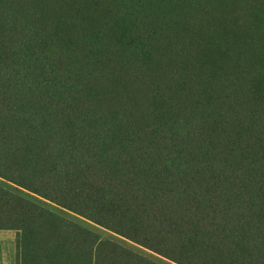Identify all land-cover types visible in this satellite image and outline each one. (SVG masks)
Masks as SVG:
<instances>
[{
	"label": "trees",
	"instance_id": "trees-1",
	"mask_svg": "<svg viewBox=\"0 0 264 264\" xmlns=\"http://www.w3.org/2000/svg\"><path fill=\"white\" fill-rule=\"evenodd\" d=\"M0 177L178 264H264V0H0ZM17 264H162L0 185Z\"/></svg>",
	"mask_w": 264,
	"mask_h": 264
},
{
	"label": "rangeland",
	"instance_id": "rangeland-1",
	"mask_svg": "<svg viewBox=\"0 0 264 264\" xmlns=\"http://www.w3.org/2000/svg\"><path fill=\"white\" fill-rule=\"evenodd\" d=\"M0 185L6 187L7 189L9 190H12L14 192H17L35 202H38L40 203L41 205L55 211V212H58L59 214H62L63 216L67 217V218H70L84 226H86L87 228H90L92 230H94L95 232L99 233L101 235L102 238H105V239H112L116 242H119L125 246H128L130 247L131 249L135 250V251H138L162 264H178L166 257H163L151 250H149L148 248H145L139 244H137L136 242L134 241H131L83 216H80L68 209H65L57 204H55L54 202L50 201L49 199H46L36 193H33L27 189H24L12 182H9L3 178L0 177Z\"/></svg>",
	"mask_w": 264,
	"mask_h": 264
},
{
	"label": "crops",
	"instance_id": "crops-1",
	"mask_svg": "<svg viewBox=\"0 0 264 264\" xmlns=\"http://www.w3.org/2000/svg\"><path fill=\"white\" fill-rule=\"evenodd\" d=\"M0 264H17V231L0 229Z\"/></svg>",
	"mask_w": 264,
	"mask_h": 264
}]
</instances>
